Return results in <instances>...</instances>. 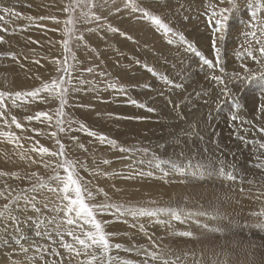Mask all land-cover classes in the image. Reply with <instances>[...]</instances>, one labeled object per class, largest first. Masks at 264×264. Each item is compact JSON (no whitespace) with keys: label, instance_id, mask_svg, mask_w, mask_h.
<instances>
[{"label":"rangeland","instance_id":"374dc122","mask_svg":"<svg viewBox=\"0 0 264 264\" xmlns=\"http://www.w3.org/2000/svg\"><path fill=\"white\" fill-rule=\"evenodd\" d=\"M109 1L113 4L107 3ZM152 1L154 2L146 9L143 6L147 5L134 0L135 6L142 11H133L131 6H125L127 0L118 2L91 0V3L89 0H80L79 4L76 0H0V38H2L0 83H10L0 84V92L12 94L6 100L7 111L4 118L0 119V131L12 132L19 137L13 144V141L9 142L8 137L0 136V150L3 151L6 146L5 148L10 152L16 149L15 145L20 149L19 152H12L14 156L11 153L9 159L0 155L2 159L0 171L9 174L2 176L5 181L0 179V190L4 191L5 185H8L11 191L7 190L5 194L14 196L22 189H29L39 179L52 183L49 178L59 174L58 172L66 175L60 165L68 160L74 164L81 183L93 193L94 198L89 201L90 203L120 207L119 212L117 207L97 210L96 219L107 222L104 223L106 232L118 234L117 237L116 235L110 237L113 244L119 243L124 248L131 249V251L113 250V256L121 254L119 257L121 261L141 264L140 259L145 257L147 252H155L153 248L157 250V245L162 244V249L167 248L169 252L156 253L162 255L164 259L168 260V256L174 253L182 252L184 255L181 259L173 256L172 264L190 262V264H203L216 259L219 261L227 253L240 256L244 261L257 256V259L262 260L264 249L261 248L264 247V235L258 223L246 220L254 217L253 212L250 213V210L240 207L242 211L238 206L230 205L227 201L231 196L240 199L244 196L241 200L246 203L263 195L262 187L258 186V182H262L264 172L257 168V164H264V156L261 155L264 150L259 148L264 144V131L261 130L264 128V113L259 111L264 105V93L260 91L259 84L264 82L258 79L264 74V55L259 52L260 45L252 36L246 35L253 30L248 27L252 10L246 8L247 0H239L241 10L232 14L227 25L226 39L223 42L217 40V47L220 49V59L217 64V55L213 49V25L208 20L210 8L207 5L217 3L218 0H170V2L156 0L161 1L158 2L160 5L156 4L155 0ZM220 6L231 7L227 2ZM65 8H69L70 11H65ZM113 10L119 13L121 11L123 20L119 27L117 25L111 27L117 29L118 35L122 38L118 49H115L117 46H113V43L106 44L109 37L105 38L103 35L92 33L87 39L89 29L94 30L100 27L99 25L108 23L110 20L108 18L115 13ZM261 11L264 10H257V16H260ZM144 12L149 13L150 16L160 17L175 35L166 33L164 29L152 23ZM70 18L72 23H66ZM154 26L159 30L160 35L155 32L154 36ZM84 28L88 29V33H84ZM145 34L147 40H144ZM181 36L184 37L183 40ZM65 41L67 48L64 46ZM256 52L259 54L250 57ZM204 60L211 61L214 67L205 64ZM15 69H20V74L25 73L24 70L29 72L27 76L22 74L18 77ZM30 72L36 74V79H32L33 74ZM213 77H220L223 83ZM61 79L64 83L51 94L41 91L39 97L22 96L20 99H16L14 95L17 92L27 93L40 89L44 83ZM110 85H115V88ZM62 88L67 89L64 94L66 103L63 106L59 95ZM229 91L231 95L228 94ZM13 99H16L15 105L18 103L21 105L18 109L14 108ZM133 100L136 104L131 103ZM25 106H27L25 112H22ZM40 112L48 113L52 120L48 121L44 117L39 121L26 119ZM58 112H62V115H58ZM233 115L238 117L236 121L231 119ZM12 116L22 124V129H17L11 124ZM4 120L8 121L7 125ZM58 120L63 123L57 124ZM81 125L97 135H88L85 129H81ZM60 128L64 131L61 132ZM53 132L56 133L55 136L51 135ZM100 135L116 141L115 146L107 141L102 143L99 139ZM22 136L28 140L26 143L32 140L29 144L31 147H25V141H21ZM241 136L245 137L244 141L239 139ZM69 143L73 146L71 147ZM41 145L55 153H59L63 145V155H45L47 157L37 155L35 158L32 155L22 156L24 153L21 149L28 151ZM70 147L73 149L71 150ZM121 148L126 151H121ZM93 158L95 160H92ZM191 158L201 167L198 172H192L193 176L200 175L205 181L201 185L204 189L199 188L197 191L202 195V190L212 193L211 197H207L212 202L208 200V204L202 203L201 209L207 211L204 215L197 212L193 215L191 210L195 209L194 207H183L184 209L180 211L184 215H180V219L177 220L171 212L159 210L171 209L172 206L167 207L168 203L171 199L177 200L183 193V199H179L176 205L181 207L190 204L192 196L186 194V191L191 189V186H195V183L191 181L192 174H188L186 166H182V160H192ZM125 159L128 161L123 163ZM114 160L117 161V165L105 163V161L115 162ZM167 160H172L178 167L160 163ZM131 161L139 162L140 165L148 163L153 170L148 171L147 175L142 173L148 180L141 178L142 175L135 171L136 167L132 169L128 166ZM233 164L235 167L232 169L230 165ZM47 165L49 169L45 168ZM229 171L236 177L235 180L227 179L228 176L223 174ZM12 173L16 175L13 176ZM33 173L36 175H32ZM245 178H252L251 185ZM226 181H236L234 183L237 185L235 188L229 187L221 194L219 190L222 191V188H219V185H226ZM256 188L259 190L257 191ZM238 190L244 191L243 196ZM253 193L254 197L250 196ZM223 201L227 203L224 204ZM7 202L0 197V206ZM138 208L147 209L155 214L133 216L127 211L131 209L139 213ZM245 209L249 212L247 213ZM243 212L246 213L244 216ZM258 213L262 211L257 210L256 214ZM166 215H169L168 218L173 219L175 223H167L164 219ZM194 216H197V221ZM223 216L227 219L225 220ZM232 219L234 224L230 221ZM133 220L137 223H133ZM80 224L82 222L78 221L76 225H65V227L79 235ZM150 225L152 227L148 230ZM83 227L87 230L89 226L83 225ZM250 227L254 229L250 230ZM9 230L11 231V225ZM24 231L28 238L24 242L25 246L35 241L48 251L40 254L33 249L25 258L18 253L10 235L3 233L0 235V256L4 258L0 259V264L1 262L21 264L22 261L24 264H60L61 261L62 264H70V261L71 264H76V260L71 259L74 253H68L59 244H53L47 238L35 236L30 226H25ZM172 235L173 237L170 238L169 236ZM179 235L185 239L183 238L182 241V237L178 238ZM173 238L181 239V243L178 239L175 242ZM64 239L66 242H72L71 237L65 236ZM165 239L171 240L169 241L171 243L165 242ZM5 240H8L7 244L4 243ZM173 244L177 248L181 245L182 249L177 250ZM189 245L212 248V251L206 250L205 254L208 255L205 256L204 252L198 253V250L194 251ZM184 246H187V249ZM53 248L59 251V256L52 254ZM188 255L195 256V259L189 258ZM146 259L149 264H162L161 261L153 262L150 257Z\"/></svg>","mask_w":264,"mask_h":264},{"label":"snow or ice","instance_id":"6c2138e0","mask_svg":"<svg viewBox=\"0 0 264 264\" xmlns=\"http://www.w3.org/2000/svg\"><path fill=\"white\" fill-rule=\"evenodd\" d=\"M225 2L229 3L231 7L225 8L220 6ZM76 3L79 4L80 0H76ZM89 3H91V0H89ZM125 6H131L133 11H142V9H138L135 6L134 0H127ZM207 7L210 8L208 20L209 23L213 25V49L216 52L218 64L220 59V49L217 47V40L223 42L226 39L227 25L230 18L234 12L240 11L241 7L239 0H218L217 3L208 4ZM246 8L252 10L248 27L253 29L246 35L252 36L255 42L260 45L258 49L259 52L264 55V11H261L260 16H257V10H264V0H247ZM65 11H70V9L65 8ZM144 15L148 17L152 23L164 29L166 33H172V29L169 28L160 17L155 15L150 16L147 12H144ZM94 18L99 19V17ZM41 19L44 18L41 17ZM66 23H72L71 18ZM111 30L118 31L114 28ZM257 33H259V35H257ZM172 34L175 35V33ZM180 38L181 40L184 39L183 36ZM0 40H2V38H0ZM169 42L171 43V41ZM64 46L67 48V41L64 42ZM189 47H191V45H189ZM204 63L210 67H214L209 60H204ZM221 70L223 71V69ZM89 71H91V69H89ZM213 79L223 83L220 77H213ZM258 79L264 82V74H261ZM63 83L64 81L62 79L59 81L52 80L51 83H44L40 89L27 93L17 92L14 95L16 99H20L22 96L39 97L41 91L51 94L56 89L60 88ZM110 87L115 88V85H110ZM225 88H227V85H225ZM259 88L260 91L264 93V83H260ZM66 92V88L60 90L59 95L61 106L66 103V100L64 99V94H66ZM228 94L231 95V91H229ZM10 95L12 94L0 92V109H4V111H0V119H3L5 116V112L7 111L6 100ZM16 99L12 100L13 105L16 104ZM131 103L136 104V101L133 100ZM237 106L239 107V105ZM149 110L151 111L152 109ZM259 111L264 113V105L260 107ZM57 114L62 115V112H58ZM41 117H44L48 121L52 120V117L46 112L37 113L35 116L26 117V119L29 121L33 119L39 121ZM231 119L236 121L238 117L233 115ZM4 123L7 125L8 121L4 120ZM61 123H63V121H57V124ZM11 124L15 125L17 129L23 128L22 124L17 121L15 116L11 117ZM81 129H85V126L81 125ZM85 130L90 136L97 135L91 130ZM261 130L264 131V128ZM60 131L62 132L64 129L60 128ZM51 135L55 136L56 133L53 132ZM0 136L8 137L9 142L19 139V137L12 132L0 131ZM99 139L102 143L107 141L113 146L116 144V141L109 140L103 135H100ZM239 139L244 141L245 137L241 136ZM57 143H59V141H57ZM259 147L264 149V144H261ZM120 150L126 151V149L123 148ZM32 151L38 152L41 155H63V145H61L59 153L50 152L47 147L42 145L39 148L33 147ZM261 155L264 156V153H261ZM154 158L158 159V157L155 156ZM105 163H108V161H105ZM160 163L170 164L174 168L178 167V165L172 160L160 161ZM60 167L64 169L66 173L65 176L61 177L57 174L56 176L49 178L52 183L39 179L38 182L33 184L29 189H22L14 196L5 194L10 188V186L5 185V190L0 191V197H3L8 202L0 206V228L3 229V232L0 233V235L8 233L13 239L16 249H18V253L25 258L33 249L40 254L48 251V249L43 248L35 241L25 246L24 242L27 241L28 238L25 235L24 229L25 226H30L33 228L35 236L47 238L48 240H51L53 244H59V246L65 249L68 253H74V256H72L71 259L76 260V264H117V262H119V264H133L132 261H121L118 256L114 257L112 255L113 250L131 251V249H126L119 243L113 244L110 237L117 235V233L106 232L104 223L107 222H101L96 219L97 210H101L105 207H117V211L119 212L120 207L115 205H98L90 203L89 201L94 198L93 194L81 183V179L75 171L74 164L71 161L65 160ZM230 167L234 168L235 165H230ZM257 168L261 172H264V164L258 163ZM223 174L227 175L230 180H235L236 178L232 173ZM5 175L9 174L0 171V177ZM11 175L15 176L16 174L12 173ZM32 175L36 174L33 173ZM37 197H39V199ZM127 211L133 216L137 214L149 216L155 214L147 209H139V213L131 209ZM159 211H169L175 219H180V214L176 209H160ZM78 221L82 222V224L79 225V235L74 231H69L65 227V225H76ZM9 224H11V231L8 227ZM83 225H88V229L85 230ZM65 236L71 237L72 242H66L64 239ZM4 243L7 244L8 240H5ZM51 251L55 256L60 255L59 251L55 248L51 249ZM146 255H148L152 261H161L162 264H170V262L164 259L162 255H159L154 251L148 252ZM79 257H83V259H77ZM22 264H24L23 261ZM60 264H62V261ZM141 264H149V262L148 260H143Z\"/></svg>","mask_w":264,"mask_h":264},{"label":"bare ground","instance_id":"6f19581e","mask_svg":"<svg viewBox=\"0 0 264 264\" xmlns=\"http://www.w3.org/2000/svg\"><path fill=\"white\" fill-rule=\"evenodd\" d=\"M119 0H114V2H118ZM148 1V0H147ZM96 2V1H95ZM149 2V1H148ZM107 3H109V4H111L112 3V1H109V2H107ZM113 4V3H112ZM111 4V5H112ZM146 5V4H145ZM146 7H148V6H146ZM108 10H110V8L108 9ZM111 11H112V8H111ZM115 13L114 14H112L108 19H110L109 21H108V23H106L105 25H99L100 27H97L96 29H94V30H91V29H89V36H88V38L87 39H89L90 38V36H91V34L92 33H96V34H98V35H103L105 38H107V37H109L108 39H109V41L107 42L106 41V44H112L113 43V46H119V45H121V43H122V38H121V36L120 35H118V33H117V31H112L111 29H113V28H111L112 26H120V25H122V22H123V20H122V18H121V15H120V13H121V11H120V13L118 12V11H115V10H113ZM129 13V12H128ZM128 18V17H127ZM86 19V18H85ZM84 21V20H83ZM82 21V23H84V24H86L85 22H83ZM81 23V24H82ZM88 25V24H87ZM89 26V25H88ZM84 33H88V29H86V28H84ZM120 34V33H119ZM154 36H155V33H154ZM203 36V35H202ZM80 45H81V43H80ZM130 47V46H129ZM203 48V47H202ZM199 49V48H198ZM201 49V48H200ZM202 50V49H201ZM224 54V53H223ZM222 54V55H223ZM257 54V52L255 53V54H252L250 57H254L255 55ZM259 54V53H258ZM257 54V55H258ZM224 57H227V55H223ZM256 58V57H255ZM260 59H262V56H260ZM256 60V59H255ZM209 66V65H208ZM122 69V68H121ZM20 70V69H19ZM19 70H16L15 69V72H16V75L18 76V77H21L22 76V74L23 75H25V76H27L26 74L29 72L28 70H24L25 71V73H22V74H20V72H19ZM31 73V72H30ZM120 73H122V72H120ZM31 74H33V73H31ZM123 74V73H122ZM13 75V74H12ZM15 75V74H14ZM123 75H125V74H123ZM35 76H36V74H33L32 75V79H36L35 78ZM126 76V75H125ZM14 77V76H13ZM0 84H4V85H6V84H10V83H7V82H2V83H0ZM104 88V87H103ZM105 89V88H104ZM135 90V89H134ZM139 91H141V90H139ZM142 91H144V90H142ZM146 91V90H145ZM137 94H138V92H137ZM140 94H142V93H140ZM140 96V95H139ZM117 97V96H116ZM138 98V97H137ZM235 98V97H234ZM141 99V98H140ZM236 100H237V98H236ZM17 105H19V106H17ZM17 105H15L14 106V108L15 109H18V107H20L21 105L18 103ZM27 106H25L23 109H22V112H25L24 111V109L26 108ZM111 116V115H110ZM113 119V118H112ZM246 122V121H245ZM123 123V122H122ZM220 123V122H219ZM138 124V123H137ZM244 124V123H243ZM33 125V124H32ZM27 126V125H26ZM205 127V126H204ZM236 128V127H235ZM245 128V127H244ZM252 128V127H251ZM47 130V129H46ZM238 130V129H237ZM48 132V131H47ZM81 132H82V130H81ZM47 134V133H46ZM77 135V134H76ZM141 135V134H140ZM148 135V134H147ZM202 135V134H201ZM16 136H17V134H16ZM2 138V137H1ZM76 138V137H75ZM27 139H29V138H27ZM173 139V138H172ZM206 139V138H205ZM2 140V139H1ZM5 140V139H4ZM3 140V141H4ZM77 140V139H76ZM76 140H74V141H76ZM21 141H25L24 142V145H25V147L26 146H28V147H31V145H29L31 142H32V140H31V142H28V143H26L28 140H26L25 139V137L24 136H22L21 137ZM72 141V140H71ZM74 141H72V142H74ZM1 142V141H0ZM4 142H6V141H4ZM3 142V143H4ZM22 142V143H23ZM69 142V141H68ZM164 142V141H163ZM161 143V142H160ZM5 144V143H4ZM13 144H14V141H13ZM70 144V143H69ZM74 144V143H73ZM8 145V144H7ZM21 145V144H20ZM170 145V144H169ZM2 146V145H1ZM9 146H10V144H9ZM8 146V147H9ZM14 146V145H13ZM16 146V149H14V150H11L10 152H9V150H7L5 147L3 148V151H1L0 150V155H4L3 157H6V158H8L9 159V157H10V154L13 152V153H16V151L17 152H19L20 151V149H19V146L18 145H15ZM70 146L72 147L73 145H71L70 144ZM3 147V146H2ZM11 147V146H10ZM24 147V148H25ZM70 147V148H71ZM76 147V146H75ZM79 147V146H78ZM77 148V147H76ZM155 148V147H154ZM260 148V147H259ZM73 148H71V150H72ZM78 149V148H77ZM80 149V148H79ZM166 149V148H165ZM224 149V148H223ZM22 150V152L24 153V155H22V156H27V155H32L33 156V158H35V157H37V155L38 156H43V155H41V154H39L38 152H34V151H32V149H30V150H28V151H26V149L24 150V149H21ZM264 150V149H263ZM165 151V150H164ZM232 151V150H231ZM29 154H28V153ZM203 152V151H202ZM7 153V155L5 156V154ZM13 153H12V156H14L13 155ZM115 153V152H114ZM246 153V152H245ZM186 154V153H185ZM217 154V153H216ZM16 155V154H15ZM128 155V154H127ZM130 155V154H129ZM188 155V154H187ZM209 155V154H208ZM237 155V154H236ZM45 156V155H44ZM116 156H118V155H116ZM203 156V155H202ZM45 157H47V156H45ZM235 157V156H234ZM245 157V156H244ZM2 158V157H1ZM18 157H15V159H17ZM32 158V157H31ZM206 158V157H205ZM240 158V157H239ZM238 158V159H239ZM7 159V160H8ZM47 159V158H46ZM192 159V158H191ZM241 159V158H240ZM239 159V160H240ZM255 159V158H254ZM0 160H2V159H0ZM37 160V159H36ZM92 160H95V158H93ZM117 160V159H116ZM116 160H114L115 162H113V161H109L108 163L110 164V165H112V164H115V165H117V161ZM244 160V159H243ZM242 160V161H243ZM4 161H6V159L4 160ZM4 161H2V162H4ZM40 161H41V159H40ZM45 161V160H44ZM49 161V160H48ZM90 161V160H89ZM128 160L127 159H125L124 161H123V163H126ZM241 161V160H240ZM253 161V160H252ZM256 161V160H255ZM46 162V161H45ZM50 162V161H49ZM248 162V161H247ZM251 162V161H250ZM249 162V163H250ZM258 162V161H257ZM90 163V162H89ZM149 163H151V162H149ZM210 163H212V162H210ZM246 163V162H245ZM49 164V163H48ZM141 164V163H140ZM139 164V162L137 163L136 161L135 162H130L129 163V165L128 166H130L131 168L133 167V168H135V171H138L142 176H141V178H144V180H148V178H146V173L148 172V171H151V170H153L149 165H148V163L147 164H143V165H140ZM255 164H256V162H255ZM94 165V164H93ZM92 165V166H93ZM106 165V164H105ZM183 165H185L186 166V168H187V170H188V174L189 173H191L192 174V172H198V170L199 169H201V167H199V164H197V161H193V159L192 160H182V166ZM48 166V165H47ZM45 167V168H47V169H49L50 167L48 166V167ZM52 166V165H51ZM88 166V165H87ZM120 166V165H119ZM248 166H249V164H248ZM251 166V165H250ZM113 168V167H112ZM115 168V167H114ZM117 168V167H116ZM132 168V169H133ZM204 168H206V167H204ZM215 168V167H214ZM221 168V167H220ZM230 168H232V167H230ZM89 169V168H88ZM124 169V168H123ZM158 169H160V167L158 168ZM233 169V168H232ZM237 169V168H236ZM249 169H252V168H250L249 167ZM254 169V168H253ZM116 170V169H115ZM206 170V169H205ZM255 170V169H254ZM86 171V170H85ZM111 171V170H110ZM118 171H119V169H118ZM128 171V170H127ZM155 171V170H154ZM154 171H152V172H154ZM157 171V170H156ZM214 171V170H213ZM218 171V170H217ZM243 171V170H242ZM256 171V170H255ZM129 172H131L132 173V171H129ZM129 172H127V173H129ZM227 172V171H226ZM231 171H229V173H230ZM238 172V171H237ZM59 173V175L61 176V177H63V176H65L64 174H62V173H60V172H58ZM116 172H114V174H115ZM118 173V172H117ZM126 173V172H125ZM146 174V175H143V174ZM258 173H260L259 172V170H258ZM118 174H120V173H118ZM130 174V173H129ZM187 174V173H186ZM88 175V174H87ZM207 175H209V174H207ZM212 175V174H211ZM225 175V174H224ZM243 175V174H242ZM248 175V174H247ZM120 176V175H119ZM192 176V180L191 181H194V185L195 186H191V189H189V190H187L185 193L186 194H189V195H191L192 196V198H191V202H190V204L189 205H181V207L180 206H177L176 205V203L177 202H179L181 199H183L182 198V196H183V194H181V196L176 200V199H171V202L170 203H168V208L170 207V206H172L171 207V209H176L178 212H179V214L180 215H184L180 210H183L184 208L183 207H194L195 209H193V210H191V211H193V215H194V212H197V213H201L202 215H204L205 214V212H207V211H203L201 208H202V203H204L205 202V204L207 203L208 204V200L210 201V202H212L211 200H210V198H207V197H211V194L212 193H210V192H204L203 190H202V192H203V195L202 194H200L198 191V189L199 188H201V189H204V187L203 186H201L202 185V183L203 182H205L203 179H202V177L200 176V175H195V176H193V174L191 175ZM190 176V177H191ZM203 176V175H202ZM213 176V175H212ZM243 176H245V175H243ZM208 176H206V178H207ZM209 177H211V176H209ZM218 177H219V175H218ZM119 178V177H118ZM121 178V177H120ZM204 178V177H203ZM254 178V177H253ZM1 179V181L2 180H4L5 181V178L3 177H1L0 178ZM227 179H229V178H227ZM242 179V178H241ZM246 179V178H245ZM189 180V179H188ZM250 180H252V178L251 179H246V182H249L250 183ZM89 181V180H88ZM213 181V180H212ZM244 181V180H243ZM256 181H258V180H256ZM190 182V181H189ZM220 182H222V181H220ZM228 182H230V181H228ZM227 181H226V185H224L223 186V184L221 185H219L220 187L219 188H222V191L221 190H219L220 191V193L221 194H223V192L224 191H226L229 187H233V188H235V186L237 185V184H235L234 182H236V181H234V182H230V183H228ZM92 183V182H91ZM218 183V182H217ZM224 183V182H223ZM248 183V184H249ZM253 183V182H252ZM186 184H187V182H186ZM246 184V183H245ZM255 184V183H254ZM1 185V184H0ZM191 185V184H190ZM250 185H251V183H250ZM256 185V184H255ZM187 186V185H186ZM185 186V187H186ZM239 186H241V185H239ZM257 186V185H256ZM256 186H254V187H256ZM258 186H260V188L262 187V197L261 196H258L257 198H256V200H254V201H252V202H246V203H244L243 202V200H241L244 196H243V194L242 193H244V191L243 192H241L240 190H238V192H240L241 194H242V198L240 199V198H238V197H232L231 196V198L229 199V200H227L228 201V203L230 202V205L232 204V205H234V206H238L239 207V209H240V207L241 208H246L247 210H250V213L251 212H253L252 214L254 215V217H250V218H252V219H246V220H249V221H251V222H254V223H258L257 225H258V227H260L261 228V232H262V235H264V177L262 176V182H258ZM211 187H213V185L211 186ZM210 188V187H209ZM217 188H218V186H217ZM245 188V187H244ZM249 188H250V186H249ZM210 189H214V188H210ZM209 189V190H210ZM238 189V188H237ZM236 189V190H237ZM251 189H253V187L251 188ZM255 189V188H254ZM8 190H10V189H8ZM99 190V189H98ZM183 190V189H182ZM198 190V191H197ZM206 191L208 190V189H205ZM245 190V189H244ZM247 190V189H246ZM256 190H257V188H256ZM259 190V189H258ZM257 190V191H258ZM1 191V190H0ZM11 191V190H10ZM184 191H185V189H184ZM216 191V190H215ZM253 191V190H252ZM201 192V191H200ZM230 192H231V190H230ZM233 192V191H232ZM246 193H247V191H245ZM256 192V191H255ZM13 193V192H12ZM225 193H227V192H225ZM240 193H238L239 195H241ZM252 193V192H251ZM257 193V192H256ZM93 194V193H92ZM258 194H259V192H258ZM50 195H52V194H50ZM227 195V194H226ZM233 195V194H232ZM250 195V194H249ZM221 196V195H220ZM229 196V195H228ZM250 196H252V197H254V193H253V195L251 194ZM224 197H225V195H224ZM248 197V196H247ZM255 197H256V195H255ZM185 198H187V197H185ZM216 198V197H215ZM226 199H228L227 197H225ZM180 199V200H179ZM190 199V198H189ZM245 199V198H244ZM252 199V198H251ZM246 201V200H245ZM215 202V201H214ZM224 202V201H223ZM222 202V203H223ZM226 202V201H225ZM225 202H224V204H225ZM159 203V202H158ZM217 203V202H216ZM227 203V202H226ZM151 204V203H150ZM160 204V203H159ZM178 204V203H177ZM152 205V204H151ZM204 205V204H203ZM229 205V204H228ZM206 206V205H205ZM227 206V205H226ZM257 206H259V208H256ZM204 207V206H203ZM217 207V206H216ZM220 207V206H219ZM233 207V206H232ZM123 208V207H122ZM135 208V207H134ZM142 208H145V207H142ZM209 208V207H208ZM227 208V207H226ZM229 208V207H228ZM235 208V207H234ZM113 209V208H112ZM126 209V208H125ZM139 209V208H138ZM166 209V208H165ZM189 209V208H188ZM213 209V208H212ZM211 209V210H212ZM217 209H218V207H217ZM236 209H237V207H236ZM245 209V210H246ZM114 210V209H113ZM205 210H206V208H205ZM227 210V209H226ZM233 210V209H232ZM238 210V209H237ZM240 210H242L243 211V209H240ZM240 210H239V212H240ZM247 210H246V212H247ZM257 210H259V212L260 211H262V213H258V214H256V211ZM189 211V210H188ZM208 211H210V209L208 210ZM234 211V210H233ZM236 211V210H235ZM184 213L185 212H187V211H183ZM216 212V211H215ZM218 212V211H217ZM225 212V211H224ZM249 212V211H248ZM247 212V213H248ZM222 213V212H221ZM229 213V212H228ZM231 213H233V212H231ZM231 213H229V214H231ZM235 213H237V212H235ZM244 213L245 212H243V216H244ZM191 215H192V213H190ZM189 213H188V215H190ZM225 214V213H224ZM246 214V213H245ZM138 215V214H137ZM222 215H223V213H222ZM226 215V214H225ZM233 215V214H232ZM240 215H242L241 213H240ZM239 214H237V216H240ZM250 215V214H249ZM248 215V216H249ZM168 216L169 215H166L165 216V220L167 221V223H175L174 222V220L172 221L170 218H168ZM199 217H201L200 215H198ZM208 216V215H207ZM212 216V215H211ZM214 216V215H213ZM215 216H217V215H215ZM221 216V215H220ZM219 216V217H220ZM231 216V215H230ZM230 216L228 217V219L230 218ZM234 216V215H233ZM247 216V217H248ZM191 217V216H190ZM195 217V216H194ZM197 217V216H196ZM196 217H195V219H196ZM204 217V216H203ZM224 217V219L226 218L225 216H223ZM242 217V216H241ZM136 218V217H135ZM145 218V217H144ZM192 218H193V216H192ZM210 218V217H209ZM218 218V217H217ZM236 219L238 218V217H235ZM244 218V217H243ZM243 218H242V220H243ZM246 218V217H245ZM146 219V218H145ZM191 219V218H190ZM200 219V218H199ZM218 219H220V218H218ZM227 219V218H226ZM225 219V220H226ZM235 219V220H236ZM136 220V219H135ZM186 220V219H185ZM184 219H183V221H185ZM202 220V219H201ZM215 220V219H214ZM213 220V221H214ZM222 220H223V218H222ZM234 220V221H235ZM238 220H240V219H238ZM162 221V220H161ZM160 221V222H161ZM177 221V220H176ZM191 221H192V219H191ZM196 221H197V219H196ZM203 221V220H202ZM204 221H206V220H204ZM216 221V220H215ZM219 221V220H218ZM231 222L233 221V219L232 220H230ZM103 222H106L105 220H103ZM136 222V221H135ZM134 222V220H133V223H135ZM159 222V224H161ZM193 222H195V221H193ZM210 222V221H209ZM228 222H229V220H228ZM230 222V223H231ZM240 222V221H239ZM242 222V221H241ZM132 223V224H133ZM137 223V222H136ZM163 223V222H162ZM166 222H164V224H165ZM195 223H197V222H195ZM205 223V222H204ZM211 223V222H210ZM227 223V222H226ZM233 224H234V222H232ZM236 223V222H235ZM106 224V223H105ZM115 224V223H114ZM179 224H180V221H179ZM182 224V223H181ZM184 224V223H183ZM194 224V223H193ZM198 224V223H197ZM10 225L11 224H9L8 226L10 227ZM116 225V227H117V224H115ZM130 225V224H129ZM138 225V224H137ZM178 225V224H177ZM201 225V224H200ZM211 225V224H210ZM244 225V224H243ZM245 225H246V223H245ZM248 225V224H247ZM250 225V224H249ZM256 225V226H257ZM126 226V225H125ZM141 226V225H140ZM165 226V225H164ZM174 226V225H173ZM178 226H180V225H178ZM183 226H185V224L183 225ZM212 226V225H211ZM227 226V225H226ZM253 226H254V224H253ZM109 227H111V225H109ZM152 226L150 225L149 227H148V230H149V228H151ZM175 227V226H174ZM199 227H201V226H199ZM203 227V226H202ZM204 227H205V225H204ZM208 227V226H207ZM206 227V228H207ZM232 227H233V225H232ZM240 227V226H239ZM242 227H244V226H242ZM139 228V227H138ZM143 228V227H142ZM141 228V229H142ZM154 228V227H153ZM178 228H180V227H178ZM181 228H182V226H181ZM237 228V227H236ZM260 228H258L257 230L259 231V229ZM140 229V228H139ZM199 229V228H198ZM226 229V228H225ZM253 230L254 229V227L253 228H251L250 227V230ZM120 230V229H119ZM152 230H154V229H152ZM156 230V229H155ZM182 230V229H181ZM183 230H184V228H183ZM190 230V229H189ZM214 230V229H213ZM217 230V229H216ZM3 231V229L2 228H0V232H2ZM192 231V230H191ZM193 231H194V229H193ZM196 231V230H195ZM215 231V230H214ZM219 231V230H218ZM153 232V231H152ZM187 232V231H186ZM200 232V231H199ZM122 233V232H121ZM138 233V232H137ZM157 233V232H156ZM179 233V232H178ZM200 233H202V232H200ZM205 233V232H204ZM203 233V234H204ZM230 233V232H229ZM159 234V233H158ZM174 234V233H173ZM180 234V233H179ZM187 234V233H186ZM203 234H202V236H203ZM208 234V233H207ZM232 234V233H231ZM251 234V233H250ZM233 235H234V233H233ZM118 236V234L115 236V237H117ZM147 236V235H146ZM177 236H178V234H177ZM190 236V235H189ZM256 236V235H255ZM114 237V236H113ZM112 237V238H113ZM142 237V236H141ZM170 238L171 237H173V235L172 236H169ZM175 237V236H174ZM180 237H182V236H180L179 235V237L178 238H180ZM248 237V236H247ZM143 238V237H142ZM142 238H141V240H142ZM168 238V237H167ZM166 238V239H167ZM178 238H175V240L176 239H178ZM185 239V237H182V241ZM135 239V238H134ZM137 240L139 239V238H136ZM165 239V240H166ZM130 240V239H129ZM140 240V239H139ZM158 240V239H157ZM156 240V241H157ZM173 240H174V238H173ZM174 240V241H175ZM179 240V239H178ZM168 240H166L165 242H167ZM169 241H171V240H169ZM169 241H168V243H169ZM177 241V240H176ZM175 241V242H176ZM181 241V239L179 240V243H181L180 242ZM151 242V241H150ZM175 242H172V243H175ZM147 243V242H146ZM171 243V242H170ZM169 243V244H170ZM189 243V242H188ZM203 243V242H202ZM248 243V242H247ZM259 243V242H258ZM257 242H256V244H258ZM161 244V243H160ZM185 244H187L186 242H185ZM163 245V244H162ZM162 245L160 246V245H157V250L155 249V247L153 248V246H152V248L155 250V252H157V253H165L166 251L167 252H169V250L166 248H164V249H162ZM165 246H166V244H164ZM172 245V244H171ZM170 245V246H171ZM174 245V244H173ZM178 245V244H177ZM182 245H184V244H182ZM194 245H196V243L194 244ZM201 245H203V244H201ZM9 246H10V244H9ZM175 247H176V245H174ZM173 246V247H174ZM255 246V245H254ZM257 246V245H256ZM260 246V245H259ZM8 247V246H7ZM150 247V246H149ZM167 247V246H166ZM168 247H169V245H168ZM185 247V246H184ZM187 247V246H186ZM185 247V248H186ZM190 247H192V246H190L189 245V248ZM14 248V247H13ZM151 248V247H150ZM177 248V247H176ZM175 248V249H176ZM178 248H181V245H180V247L178 246ZM178 248H177V250H178ZM194 248V249H193ZM196 248V249H195ZM206 248H208V247H206ZM139 249V248H138ZM182 249V248H181ZM187 249V248H186ZM192 249L195 251V250H198V253L199 252H204V255L205 256H207L208 255V253H207V255L205 254L206 252V250H209V249H205V248H203V247H192ZM212 249V248H211ZM210 249V250H211ZM257 249V248H256ZM260 249V248H259ZM262 249H264V247L263 248H261V250ZM135 250H136V248H135ZM143 250H144V248H143ZM143 250H141V251H143ZM185 250V249H184ZM140 251V250H139ZM145 251V250H144ZM192 251V250H191ZM212 251V250H211ZM216 252V250H213V252ZM143 253V252H142ZM148 253V252H147ZM183 253H184V251H183ZM212 252H210V254H211ZM261 253V252H260ZM264 253V252H263ZM262 253V260H260V259H257V257L255 258H253V259H251V260H248L247 259V261H246V259H245V261L243 260V258H241L240 256H237V255H233V254H226L225 256L223 255V257L222 258H220V259H222V260H219V261H217V259L215 260V261H217V262H215V261H209V262H205V263H203V264H264V254ZM10 254V253H9ZM185 254V253H184ZM194 254H195V252H194ZM217 255H218V253H216ZM220 254V253H219ZM6 255H7V253H6ZM121 255V254H120ZM120 255H115V256H118V257H120ZM169 255H170V253H169ZM172 255V254H171ZM215 255V253L213 254V256ZM216 255V256H217ZM114 256V257H115ZM144 256V255H143ZM164 256H166V255H164ZM173 256H175V257H178L179 259H181L184 255H182V252L180 253H178V254H176V253H174L172 256H168V260H170L171 259V261H169L170 262V264H172V257ZM189 256V255H188ZM198 256V255H197ZM205 256H203V257H205ZM210 256H212V254L210 255ZM215 256V257H216ZM219 256V255H218ZM221 256V255H220ZM252 256V255H251ZM2 256H0V259H3V258H1ZM7 257H8V255H7ZM7 257H6V259H7ZM133 256H131V258H132ZM141 257V256H140ZM146 257H149L148 255H146L145 257H143V258H141L140 260L141 261H143V260H147L146 259ZM195 257V256H194ZM193 256H189V258H192V259H195ZM259 258H260V256H259ZM137 259V258H136ZM149 259V258H148ZM219 259V258H218ZM151 260V259H150ZM190 260V259H189ZM196 260H198L197 259V257H196ZM206 260H207V257H206ZM195 261V260H194ZM200 261V260H199ZM154 262V261H153ZM201 262V261H200ZM3 262H1V264H2ZM68 263V262H67ZM141 263V262H140ZM158 263V262H157ZM191 263V262H190ZM190 263H187V264H190ZM197 263H198V261H197ZM8 264H10V262L8 263ZM12 264V263H11ZM22 264V263H21ZM118 264H119V262H118ZM156 264V263H155ZM159 264V263H158ZM194 264H196V263H194Z\"/></svg>","mask_w":264,"mask_h":264},{"label":"crops","instance_id":"0c3cea01","mask_svg":"<svg viewBox=\"0 0 264 264\" xmlns=\"http://www.w3.org/2000/svg\"><path fill=\"white\" fill-rule=\"evenodd\" d=\"M137 1L140 2V3H142L143 5L146 4L148 7H149V5H151V4L154 2V1H152V0H148L149 2H148L147 0H137ZM158 2H161V1H156V0H155V3H156V4H159ZM169 2H170V0H169ZM159 5H160V4H159ZM143 7L146 8V9L148 8V7H146V6H143ZM155 32L158 33V34L160 33L159 30H156V29H155V26H154V33H155ZM117 33H118V32H117ZM156 33H155V34H156ZM159 35H160V34H159ZM144 36H145V39H144V40H147V36H146V34H145ZM125 42H126L127 44H130V43L127 42L126 40H125ZM115 49H118V47H115Z\"/></svg>","mask_w":264,"mask_h":264}]
</instances>
